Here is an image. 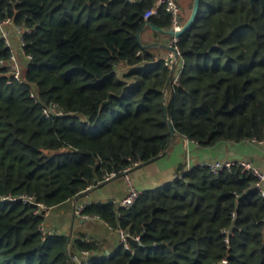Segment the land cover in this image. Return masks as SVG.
<instances>
[{
    "label": "trees",
    "instance_id": "obj_1",
    "mask_svg": "<svg viewBox=\"0 0 264 264\" xmlns=\"http://www.w3.org/2000/svg\"><path fill=\"white\" fill-rule=\"evenodd\" d=\"M154 1L0 0V22L21 27L23 40L21 81L0 66V196L26 193L60 206L109 173L160 155L170 139L166 116L173 142L205 148L264 139L262 0H200L195 23L176 42L181 72L166 93L171 68L136 37L145 21L170 26L164 7L144 18ZM9 54L0 37V58ZM52 104L61 114L47 117ZM177 170L182 177L143 191L129 207H84L140 235L110 257L92 255L101 243L86 234L70 240L45 222L53 231L43 235L46 217L32 204L1 203L0 264H74L68 254L83 250L90 264H264V198L250 188L256 177L237 165Z\"/></svg>",
    "mask_w": 264,
    "mask_h": 264
},
{
    "label": "crops",
    "instance_id": "obj_2",
    "mask_svg": "<svg viewBox=\"0 0 264 264\" xmlns=\"http://www.w3.org/2000/svg\"><path fill=\"white\" fill-rule=\"evenodd\" d=\"M181 8L182 19H187L191 13L193 0H176ZM11 38L12 45L17 51L19 47V36L14 30V25H4ZM170 36L155 31L150 26H145L141 32V42L144 45L158 43L147 49L153 53L155 59L164 58L169 50L160 46V43L170 41ZM179 66L176 69L179 70ZM175 69V70H176ZM176 73L178 71H175ZM251 160L259 169L264 171V151L261 145L245 141L241 143L222 142L212 147H200L195 142L185 138L180 140H171L167 152L157 158L155 161L142 165L130 172L135 185L143 192L154 190L164 186L166 183L177 179L182 172L177 170L181 164L185 170L192 168L196 164L205 161H226V160ZM127 194V184L123 177L95 186L87 194L73 198L68 202L51 209L50 216L46 217L47 226L57 229V232L66 233L70 240L81 235H89L98 243H101L99 251H93V254L103 252L104 255L113 253L119 245V236L117 230L108 226L102 219L92 216L87 219H81L74 215L76 203L86 201H106L109 199L120 200ZM92 257V256H91Z\"/></svg>",
    "mask_w": 264,
    "mask_h": 264
},
{
    "label": "built area",
    "instance_id": "obj_3",
    "mask_svg": "<svg viewBox=\"0 0 264 264\" xmlns=\"http://www.w3.org/2000/svg\"><path fill=\"white\" fill-rule=\"evenodd\" d=\"M129 1H135V0H129ZM164 7V9L168 12L170 17V28H172L174 31H178L181 29L183 25L182 21V13L181 8L176 0H155L154 4L148 8L144 13V18L148 19L149 17L153 15H157L159 8ZM11 24V22L7 19L3 22H0V37L4 39L5 44L10 47V54L7 61L0 58V66L7 65L10 69V72L13 76V78L21 81V65L18 58L17 51L12 47L11 38L9 37L8 32L6 31L4 25ZM14 30L19 36V43L20 45H23V40L20 37V34L22 32V28L19 26H14ZM179 37H172L170 39L169 44L174 46L180 56V51L176 45V42ZM179 58H176L175 53L173 51L168 52V54L163 58L164 63L172 68L173 66H177ZM175 72V69H174ZM180 72L178 71L176 73L174 81L178 79L180 76ZM32 96L34 97V94L32 93ZM43 113L47 117H51L53 115H60L61 111L57 109L56 104H52L49 107H46L43 109ZM252 143H257L258 145H261L264 151V139L260 141H256L255 139H252ZM138 163V162H137ZM135 163L132 166H138L139 164ZM202 165H205L209 167V169L213 173H219L225 169L230 170L233 166H239L243 171L250 172L252 175L256 177V182L250 187L251 189H254L259 192L260 196L264 198V171L259 169L251 160H226V161H205L201 163ZM132 166L126 167L125 169L121 170L119 173L111 172L109 173L103 181H107L110 179H113L117 176L123 177L127 184V194L120 200H114L109 199V203H113L118 207H129L131 206L136 199L140 196L142 191L135 185V182L130 174V170ZM181 175H179L177 178H180ZM93 186L87 187V189H90ZM85 189V190H87ZM236 197L239 199L241 194L234 192ZM4 202H22L24 204H32L35 207V213L41 214L44 217L47 216V214L52 209L51 207L38 202L35 200V198L32 195L23 193L19 195H1L0 196V204ZM91 201H86L82 203H76L74 207V215L77 217H80L81 219H87L89 217H92L94 215L89 214H83V209L87 204H90ZM232 218H236V211L232 212ZM47 226H45L44 222H42L39 225L40 231L43 233V235H46L47 233L52 232V229H46ZM234 228L228 227L224 228L222 230L224 234V241L227 245L230 243V238L233 234ZM118 236H119V244L123 246L124 249L130 250V239L133 238L136 241L140 240V235H133L128 230L119 228L117 229ZM88 235H85L83 239H87ZM112 253L105 254V257H110ZM70 260L74 264H90L92 262L91 252L89 250H83L80 254H72L70 255Z\"/></svg>",
    "mask_w": 264,
    "mask_h": 264
},
{
    "label": "water",
    "instance_id": "obj_4",
    "mask_svg": "<svg viewBox=\"0 0 264 264\" xmlns=\"http://www.w3.org/2000/svg\"><path fill=\"white\" fill-rule=\"evenodd\" d=\"M251 1H253V0H251ZM262 2L264 4V1L263 0H262ZM199 9H200V0H193L191 13H190L189 17L183 23L181 29L178 30V31H174L170 27H159V26H156V25L150 23L149 21H145L143 23V25L141 26V28L139 29V31L137 32V34H136L138 43L142 46V48H150V47H153V46H157L158 45V43H152V44H147V45L142 44V42H141V32H142V30L144 29L145 26H150L155 31L161 32L163 34H167V35L170 36V38L182 36L195 23L196 18H197L198 14H199ZM160 46L166 48L167 50L173 51L175 53L176 58H179L180 57L177 49L174 46L170 45L168 42L167 43L166 42L165 43H160ZM174 69H175V66H173L171 68V73H170L169 78H168V80H167V82L165 84V89H164V92L165 93L167 91V88L170 85V81H171V78H172ZM165 110L167 111L166 107H165ZM166 117H167V120H168V128H169V131H170L169 143L167 144L165 150L160 155H158L157 157H155V158H153V159H151L149 161L155 160V159L159 158L161 155H163L166 152L167 147L171 143L172 137L176 135V130H175V128H174L171 120L169 119L168 116H166ZM149 161H147V162H149ZM99 185H96V186H99ZM94 187H91L90 189L83 190V191L77 193L73 197V199L74 200H77L79 197H81V196L87 194L89 191H91ZM68 257L70 258V254H68ZM222 264H227V263L226 262H223Z\"/></svg>",
    "mask_w": 264,
    "mask_h": 264
},
{
    "label": "rangeland",
    "instance_id": "obj_5",
    "mask_svg": "<svg viewBox=\"0 0 264 264\" xmlns=\"http://www.w3.org/2000/svg\"><path fill=\"white\" fill-rule=\"evenodd\" d=\"M170 41H168V43H169ZM186 139V138H185ZM188 140V139H187ZM170 145V144H169ZM168 148H169V146L167 147V149H166V152H167V150H168ZM165 152V153H166ZM164 153V154H165ZM163 154V155H164ZM162 156V155H161ZM156 160V159H155ZM155 160H152V161H155ZM152 161H149V162H134L132 165H134L135 163H137V164H140V165H138V166H132V168H131V170H130V172L132 171V170H134V169H137V168H139V167H141L142 165H146V164H148V163H151ZM117 178H119V176H117V177H115V178H113V179H110V180H107V181H100V182H98L96 185H99V184H104V183H106V182H109V181H112V180H114V179H117ZM51 211V210H50ZM50 216V212L47 214V216L46 217H49ZM96 217V216H95ZM44 224H45V226H46V223H45V221H44ZM46 229H51V228H48V227H46ZM54 231H56L57 232V230H54Z\"/></svg>",
    "mask_w": 264,
    "mask_h": 264
}]
</instances>
